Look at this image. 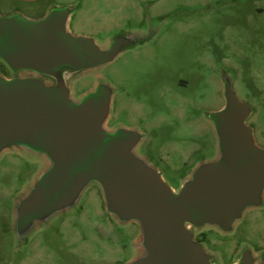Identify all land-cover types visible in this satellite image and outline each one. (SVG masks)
<instances>
[{
    "label": "water",
    "instance_id": "1",
    "mask_svg": "<svg viewBox=\"0 0 264 264\" xmlns=\"http://www.w3.org/2000/svg\"><path fill=\"white\" fill-rule=\"evenodd\" d=\"M73 6H52L39 19L0 15V155L22 150L47 166L16 200L13 231L19 243L52 216L73 207L91 183L99 185L106 211L120 224L135 222L144 255L125 264H220L193 241V231L228 232L264 195V147L246 124L249 106L226 75L223 106L206 113L216 137L217 158L200 163L174 191L159 171L136 153L142 135L105 124L113 89L99 82L74 100L80 74L112 62L148 37L115 34L105 47L73 35ZM264 264L243 252L237 264Z\"/></svg>",
    "mask_w": 264,
    "mask_h": 264
},
{
    "label": "rangeland",
    "instance_id": "2",
    "mask_svg": "<svg viewBox=\"0 0 264 264\" xmlns=\"http://www.w3.org/2000/svg\"><path fill=\"white\" fill-rule=\"evenodd\" d=\"M7 2L0 0V15L18 8L33 20L52 6H73L68 30L92 37L99 47L122 31L148 37L147 43L76 77L71 95L78 100L99 82L107 83L113 89L107 126L125 123L138 128L145 160L174 191L200 163L217 158L216 138L204 112L223 106L220 77H229L238 97L248 104L253 70L260 72L264 88V0H41L28 6ZM257 106H264L262 93ZM257 145L264 147V140L258 139ZM46 166L43 157L22 150L0 155V264L123 260L138 224H120L112 217L96 183L83 190L73 207L18 242L11 219L14 199Z\"/></svg>",
    "mask_w": 264,
    "mask_h": 264
},
{
    "label": "flooded vegetation",
    "instance_id": "3",
    "mask_svg": "<svg viewBox=\"0 0 264 264\" xmlns=\"http://www.w3.org/2000/svg\"><path fill=\"white\" fill-rule=\"evenodd\" d=\"M147 42L148 40L143 44ZM0 65L3 67V71H1L0 74L6 77H10V73L7 70V68L1 62ZM251 77L252 78L249 86V91L252 99L249 104L238 97V92L234 90L232 81H231V85L238 99L245 102L250 108V113L246 120V123L247 121H249L247 125L251 128L254 141L257 144L258 139L264 140V106L263 107L257 106V96L260 93L264 95V88L260 86L261 84L260 72L253 70V74ZM182 84L186 86L187 83L183 82ZM219 85H220L219 87L220 98L222 99V102L224 104V98L222 95L223 92L222 77H220L219 79ZM207 112L209 111L204 112L205 119ZM206 121L208 122L207 119ZM108 123H109V117L105 124L107 129L112 130L118 126H123L129 129H134L142 135V133L139 131L138 128H135L134 126H130L129 124L127 125L123 123L115 126L111 125L110 127H108L107 126ZM210 127L213 135L215 136L211 125ZM141 141L138 143L135 151L138 155H140L145 159V157L143 156L144 151L141 148ZM21 194L22 193H19V195H17V197L14 199V206L17 198ZM14 206L11 209L12 226L14 221ZM132 240L133 243L130 246V249L127 251V255H124L123 260H120L119 262H117V264L129 263L144 255L145 253L144 248L140 244L141 233L139 226H138V233L134 236ZM193 241L197 244H200L206 252L215 256L220 264H237L239 257L243 252H247L256 258L259 255V253L264 249V195H263L262 204L259 207L250 208L246 210L243 213L240 220H238L233 225L230 231L223 232L217 229L216 227H206L201 230H194ZM104 260L106 261V259ZM112 262L110 261V264H112ZM255 264H258V262H256Z\"/></svg>",
    "mask_w": 264,
    "mask_h": 264
},
{
    "label": "crops",
    "instance_id": "4",
    "mask_svg": "<svg viewBox=\"0 0 264 264\" xmlns=\"http://www.w3.org/2000/svg\"><path fill=\"white\" fill-rule=\"evenodd\" d=\"M4 1H8L7 3H9L10 5L18 3V4L23 5V6L24 5L28 6V5L38 4L41 0H4ZM11 13L12 14L13 13H20L21 14L22 11L18 8H15L13 10V12H11Z\"/></svg>",
    "mask_w": 264,
    "mask_h": 264
}]
</instances>
